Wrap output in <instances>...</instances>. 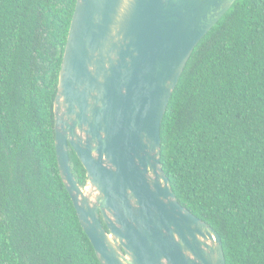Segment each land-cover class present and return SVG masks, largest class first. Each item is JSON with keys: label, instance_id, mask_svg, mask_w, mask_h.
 Listing matches in <instances>:
<instances>
[{"label": "trees", "instance_id": "obj_1", "mask_svg": "<svg viewBox=\"0 0 264 264\" xmlns=\"http://www.w3.org/2000/svg\"><path fill=\"white\" fill-rule=\"evenodd\" d=\"M75 3L0 0V264H101L55 149L53 102ZM160 148L177 201L219 234L226 264H264V0H235L196 44ZM68 154L84 186L70 145Z\"/></svg>", "mask_w": 264, "mask_h": 264}, {"label": "water", "instance_id": "obj_2", "mask_svg": "<svg viewBox=\"0 0 264 264\" xmlns=\"http://www.w3.org/2000/svg\"><path fill=\"white\" fill-rule=\"evenodd\" d=\"M234 2L76 0L53 102L55 149L101 264H226L219 234L171 189L160 125L196 44Z\"/></svg>", "mask_w": 264, "mask_h": 264}]
</instances>
